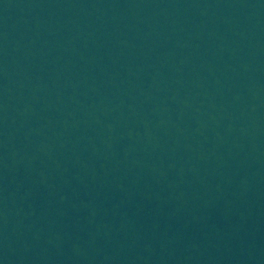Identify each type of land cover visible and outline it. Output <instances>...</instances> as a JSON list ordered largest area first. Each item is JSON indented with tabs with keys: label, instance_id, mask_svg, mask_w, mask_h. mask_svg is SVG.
<instances>
[{
	"label": "water",
	"instance_id": "95a60500",
	"mask_svg": "<svg viewBox=\"0 0 264 264\" xmlns=\"http://www.w3.org/2000/svg\"><path fill=\"white\" fill-rule=\"evenodd\" d=\"M264 93V0H81Z\"/></svg>",
	"mask_w": 264,
	"mask_h": 264
}]
</instances>
